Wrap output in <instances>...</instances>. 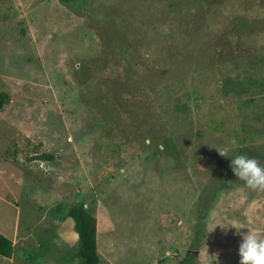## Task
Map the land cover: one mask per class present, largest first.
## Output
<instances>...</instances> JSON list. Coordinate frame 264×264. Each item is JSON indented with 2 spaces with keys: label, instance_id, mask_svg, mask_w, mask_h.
Masks as SVG:
<instances>
[{
  "label": "rangeland",
  "instance_id": "obj_1",
  "mask_svg": "<svg viewBox=\"0 0 264 264\" xmlns=\"http://www.w3.org/2000/svg\"><path fill=\"white\" fill-rule=\"evenodd\" d=\"M118 2L127 35L143 26V57L212 61L173 98L175 123L194 130L190 162L161 146L120 152L95 126L83 82L103 42L91 27ZM0 91V233L15 245L0 264H80L78 203L97 219L101 264H177L209 201L195 264H239L241 224L264 236V191L218 152L264 164V0H0Z\"/></svg>",
  "mask_w": 264,
  "mask_h": 264
},
{
  "label": "trees",
  "instance_id": "obj_2",
  "mask_svg": "<svg viewBox=\"0 0 264 264\" xmlns=\"http://www.w3.org/2000/svg\"><path fill=\"white\" fill-rule=\"evenodd\" d=\"M121 7L118 2L112 19H98L94 28L91 27L103 42L102 53L86 64L85 69L90 75L83 82L91 96L87 104L98 115L95 126L103 136L112 137L120 152L135 145L139 146L137 151L143 153L161 146L174 158L190 162L195 152H189L188 145L197 146V142L191 139L194 130L175 123L180 116L178 113H181L175 101L180 97L174 101L173 98L196 90L200 86L196 84L197 80L202 77L201 73L213 66L212 61L197 57L198 61L189 64L183 59L184 53H175L171 62L161 65L156 60L143 57L139 51L141 45H137L143 42L141 39L144 37L139 34L143 26H134L133 33L127 30V35L124 32L125 20L119 15ZM162 11V16L180 13L174 8ZM168 51L166 48L158 52L162 57ZM188 78L195 80L194 83L188 85ZM8 101V94L0 91V111ZM224 185L225 182L220 184L221 187ZM209 204L210 201L208 205H200V220L195 227L190 251L177 264L196 263L197 250L205 235L204 221ZM69 216L78 235L75 258L80 260V264H101L98 223L93 212L85 203H78L69 210ZM14 246L11 239L0 233V257L12 258Z\"/></svg>",
  "mask_w": 264,
  "mask_h": 264
},
{
  "label": "clouds",
  "instance_id": "obj_3",
  "mask_svg": "<svg viewBox=\"0 0 264 264\" xmlns=\"http://www.w3.org/2000/svg\"><path fill=\"white\" fill-rule=\"evenodd\" d=\"M221 156L230 159V168L235 177L242 181L246 187L255 191H264V164L247 154H233L221 148L218 149ZM235 228V227H234ZM247 228L241 224L237 234L241 237L238 248L239 264H264V236L255 231L241 233L240 229Z\"/></svg>",
  "mask_w": 264,
  "mask_h": 264
},
{
  "label": "crops",
  "instance_id": "obj_4",
  "mask_svg": "<svg viewBox=\"0 0 264 264\" xmlns=\"http://www.w3.org/2000/svg\"><path fill=\"white\" fill-rule=\"evenodd\" d=\"M14 242V241H13Z\"/></svg>",
  "mask_w": 264,
  "mask_h": 264
}]
</instances>
